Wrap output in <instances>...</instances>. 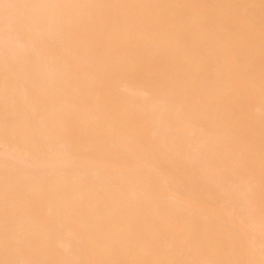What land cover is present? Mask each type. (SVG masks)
Masks as SVG:
<instances>
[{
	"label": "bare ground",
	"instance_id": "1",
	"mask_svg": "<svg viewBox=\"0 0 264 264\" xmlns=\"http://www.w3.org/2000/svg\"><path fill=\"white\" fill-rule=\"evenodd\" d=\"M0 264H264V0H0Z\"/></svg>",
	"mask_w": 264,
	"mask_h": 264
}]
</instances>
